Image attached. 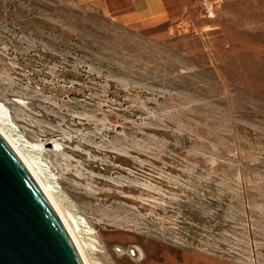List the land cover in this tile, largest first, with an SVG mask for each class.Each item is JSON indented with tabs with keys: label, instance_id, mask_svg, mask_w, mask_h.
<instances>
[{
	"label": "rangeland",
	"instance_id": "1",
	"mask_svg": "<svg viewBox=\"0 0 264 264\" xmlns=\"http://www.w3.org/2000/svg\"><path fill=\"white\" fill-rule=\"evenodd\" d=\"M105 1L0 0L24 154L92 264H264V0H164L150 22Z\"/></svg>",
	"mask_w": 264,
	"mask_h": 264
},
{
	"label": "water",
	"instance_id": "2",
	"mask_svg": "<svg viewBox=\"0 0 264 264\" xmlns=\"http://www.w3.org/2000/svg\"><path fill=\"white\" fill-rule=\"evenodd\" d=\"M0 264H90L55 201L1 132Z\"/></svg>",
	"mask_w": 264,
	"mask_h": 264
},
{
	"label": "bare ground",
	"instance_id": "3",
	"mask_svg": "<svg viewBox=\"0 0 264 264\" xmlns=\"http://www.w3.org/2000/svg\"><path fill=\"white\" fill-rule=\"evenodd\" d=\"M0 132L3 134V136L9 141V143L16 149V151L21 155V157L26 161V163L31 167V169L35 172V174L38 176V178L40 179V181L42 182V184L44 185V187L46 188V190L48 191V193L50 194V196L52 197V199L55 201V203L57 204V206L59 207L60 211L62 212L63 216L65 217L66 221L68 222L69 226L71 227L74 235L76 236L81 248L83 249L88 261L90 264H92V262L90 261L89 259V256L91 257V255H87V252H86V246L83 244V241L81 239V233H82V229H81V224L77 219L76 217L69 213V212H66L62 206H61V203L60 201L58 200V198L56 197V192L54 190V187H51L45 180L44 178H42V174L43 173H40V171L35 167L37 165L33 164L29 159H28V156L27 154L25 155L24 154V151H23V148H21V142L19 141V139L15 138L14 137V129H13V126H12V121L11 119L8 118V116L5 114V112L3 111L2 109V105H0ZM21 140V139H20ZM20 142V143H19ZM88 145V144H87ZM23 146V145H22ZM92 147V146H91ZM55 148V147H54ZM57 148V147H56ZM93 148V147H92ZM25 150V149H24ZM52 150V149H51ZM93 151L95 152H100V149L97 148L95 149H92ZM56 151H60L59 149H56ZM53 152V151H52ZM54 153V152H53ZM56 154V153H54ZM58 154V153H57ZM39 168V167H38ZM41 170V169H40ZM78 173V172H77ZM82 176V175H81ZM50 182V181H49ZM131 188V187H130ZM96 195V194H94ZM105 197L107 199H104V200H101V202L103 203H110L111 200H123L125 199V197L121 194H119L118 192H113L112 194L110 195H105ZM63 202V201H62ZM119 205V208L121 209H124V210H127V206L122 204V203H118ZM113 208H115L113 206ZM108 210V212H115L117 211V209L115 208V210ZM79 219V218H78ZM109 221V220H108ZM82 222V221H81ZM124 223H118V224H110L107 222V220H101V224L103 225H106V226H111L112 227V230L113 232H117L119 233L121 230H124L126 231L127 228L129 227H132L134 228L133 226H131V224H128L126 221L123 220ZM81 224V225H80ZM136 224V223H135ZM134 225V224H133ZM137 226V225H135ZM119 228V229H118ZM137 228V227H136ZM135 228V230H136ZM138 229V228H137ZM145 229V228H144ZM151 229V228H150ZM111 230V229H109ZM147 230V229H146ZM153 230V229H152ZM155 231V230H154ZM141 232V231H140ZM143 232V231H142ZM146 233V232H145ZM89 253V252H88ZM91 254V253H90ZM158 256H156L157 258ZM155 258V256H154Z\"/></svg>",
	"mask_w": 264,
	"mask_h": 264
},
{
	"label": "crops",
	"instance_id": "4",
	"mask_svg": "<svg viewBox=\"0 0 264 264\" xmlns=\"http://www.w3.org/2000/svg\"><path fill=\"white\" fill-rule=\"evenodd\" d=\"M105 3L112 12L129 15L140 22H150L167 13L164 0H106Z\"/></svg>",
	"mask_w": 264,
	"mask_h": 264
},
{
	"label": "built area",
	"instance_id": "5",
	"mask_svg": "<svg viewBox=\"0 0 264 264\" xmlns=\"http://www.w3.org/2000/svg\"><path fill=\"white\" fill-rule=\"evenodd\" d=\"M208 11H210V10H208Z\"/></svg>",
	"mask_w": 264,
	"mask_h": 264
}]
</instances>
